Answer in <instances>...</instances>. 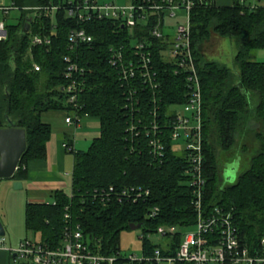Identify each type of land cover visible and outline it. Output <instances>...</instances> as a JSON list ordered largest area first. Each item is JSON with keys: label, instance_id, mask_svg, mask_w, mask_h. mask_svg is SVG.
Returning a JSON list of instances; mask_svg holds the SVG:
<instances>
[{"label": "trees", "instance_id": "trees-1", "mask_svg": "<svg viewBox=\"0 0 264 264\" xmlns=\"http://www.w3.org/2000/svg\"><path fill=\"white\" fill-rule=\"evenodd\" d=\"M11 1L22 11L27 10L21 12L19 28L9 27V39L0 43V129L9 127V123L23 129L27 148L10 181H23L27 165L46 158L51 126L43 114L59 112L65 117L75 112L100 125L99 136L86 151H68L73 156L70 195L56 192L53 203H28L26 231L38 235L40 242L56 246L61 241L64 214L69 212L71 225L80 226L89 248L100 255L120 252V233L134 224L143 232V256H152L155 249L163 256H174L182 241L180 229L195 226L197 219L188 186L187 155L173 151L169 136L175 115L169 109L186 104L189 89L185 72L175 75L176 67L162 59L160 49L166 41L150 35L156 19L129 31L118 20L79 24L61 9L55 12L53 22L50 14L34 18L31 9L63 6L68 0ZM133 1L140 4L147 0ZM246 1L231 0L228 6H201L196 1L189 23L202 95L206 182L202 214L211 216L217 209L230 215L241 244L251 252H260L264 248V62L253 61V53L264 50V5L251 7ZM26 18L33 19L29 34L23 33ZM163 18L160 15L161 26ZM73 29H84L92 42L70 49L68 39ZM32 35L50 38L51 45L30 48ZM212 35L235 46L230 66L205 59L203 46ZM139 41L152 49L157 89L139 81L122 83L109 64L111 47L123 45L124 54L130 55ZM67 56L84 69L83 77L74 76L82 84L76 109L67 104L62 90L70 83L64 77ZM33 63L40 67L39 72L33 71ZM154 110V117L164 126L160 128L164 146L161 162L153 161L149 146ZM236 165L240 171L235 182L224 185V174ZM130 188L148 190L150 195L137 203L118 200V195ZM154 208L159 213L149 218ZM161 227H176L178 231L167 236L165 244L149 245L146 236L156 234Z\"/></svg>", "mask_w": 264, "mask_h": 264}, {"label": "built area", "instance_id": "built-area-1", "mask_svg": "<svg viewBox=\"0 0 264 264\" xmlns=\"http://www.w3.org/2000/svg\"><path fill=\"white\" fill-rule=\"evenodd\" d=\"M211 5L216 4V0H160L143 1L136 3L129 0V4H98L93 0H68L63 6L49 5L44 8H33V17L39 18V14L47 15L63 9L69 19L76 20L79 24H86L93 21L118 20L121 27L129 31L138 25L149 22L153 18L156 24L152 28L150 35L156 40L166 41V45L160 49L163 61L172 63L176 69L175 75L185 72L186 84L189 89V98L183 106V111H175V115L170 125V139L177 141L184 138L186 159L189 166L188 186L192 190V204L197 213L196 231L182 234V241L174 256H163L159 249L153 251L150 257L123 256L120 252L112 256H103L89 248L84 240V235L79 225H71V215L64 214V228L62 230L61 241L56 246L44 244L40 241L23 240L17 247H4V237H0V249L9 252L14 262H24L28 264H264V248L260 252H251L244 247L236 233V229L230 215H223L220 210H215L211 216L202 214L203 192L205 179L203 178V143H202V95L200 83L195 68L191 49L190 33V13L194 4ZM11 10L23 11L13 4L6 7L0 3V43L9 39V26L5 23ZM177 10H185L187 15L186 26H178L173 35H167L160 30V15L165 16L170 13L174 17ZM33 19H31L32 23ZM30 23V26H31ZM163 27V26H161ZM30 33V29L28 34ZM70 49H74L78 44L91 43L92 37L84 29H73L69 33ZM51 45V39L46 36L32 35L29 37L30 48L47 47ZM124 46H113L109 49V64L117 73L119 80L124 84L129 82H142L146 87L157 89L155 83L158 72L153 62V52L150 45L139 41L133 45L130 55L124 54ZM66 71L65 79L70 83L62 90L67 95V104L72 108L78 107V94L82 92L80 83L74 80V76L83 77L84 69L79 68L71 57L64 58ZM33 71L39 72L40 67L33 63ZM131 96L132 93L130 92ZM135 91L133 92V95ZM189 114L188 116L186 115ZM156 110L153 112L154 120L150 124L152 138L149 141L151 155L154 162H161L163 157V140L161 139L160 128L164 127L156 119ZM83 120L75 112L64 117V122L68 126L79 125ZM135 130V126H132ZM67 151H74L72 147L63 144ZM112 191V189H110ZM148 190L130 188L118 195V200L127 199L137 203L149 197ZM68 211V208L65 209ZM159 213L154 208L149 214V218H154ZM178 229L176 227L158 228L157 235L161 237L173 236ZM150 234L147 235V238ZM143 240V235L140 236ZM264 246V238L261 240V247Z\"/></svg>", "mask_w": 264, "mask_h": 264}, {"label": "rangeland", "instance_id": "rangeland-1", "mask_svg": "<svg viewBox=\"0 0 264 264\" xmlns=\"http://www.w3.org/2000/svg\"><path fill=\"white\" fill-rule=\"evenodd\" d=\"M95 3L98 4H116V5H124L126 6L129 4V0H93ZM0 3L6 7H11L12 1L11 0H0ZM231 4V0H216L217 6H228ZM247 6H255L258 4L257 0H247L245 2ZM260 4L264 5V1L260 2ZM175 16L170 17V13H166L163 20L164 25L162 28V32L165 35H173L176 28L178 26H186L187 24V15L185 10H177L174 12ZM21 13L17 10H11L9 13L7 20L5 23L14 29L19 28V17ZM51 20L54 22L56 18V13L52 12L50 14ZM0 20L1 14H0ZM203 53L206 60H213L217 61L220 64H224L227 66L231 65V60L233 59L234 55L236 54L235 46L230 43L228 40L220 39L219 37L212 35L211 39L206 42L203 46ZM253 61L255 62H264V50H258L253 53ZM170 111H183V107L173 106L170 107ZM188 116L189 114L186 113ZM99 122L96 120H88V118L81 120L79 123L80 127L78 128L77 132V143L75 145V151H86L91 142L92 137L96 136L100 133V126ZM60 121H52L51 122V132L52 134L65 133L69 134L67 131L72 130L74 127L65 128L60 127ZM86 134V135H85ZM71 135V134H69ZM185 149V142L184 138L180 137L177 141L173 142V151L177 154H182L183 150ZM73 169V156L72 154H68L65 158V165L64 170L65 173L69 176L67 177V181L71 184V173ZM240 169L236 165V168L233 170L228 171L223 176V183L224 185H231L235 182L237 178V174L239 173ZM70 192L71 193V187ZM52 203V202H51ZM25 205L26 200L24 197V193L20 190H14L11 184V181L8 180H0V221L5 228V237L4 239L8 238H15V239H23L25 237L30 238L32 241L33 236L32 234H26L25 229ZM196 227H188L180 229L181 234H187L190 232H195ZM143 234L142 230H125L120 233L119 236V251L123 256H134V257H141L144 250L143 241L140 239V236ZM27 235V236H26ZM147 237V236H146ZM147 239V238H146ZM22 240V241H23ZM149 245H159L165 244L168 240L165 237H161L157 234L150 235L147 240ZM146 245V244H145Z\"/></svg>", "mask_w": 264, "mask_h": 264}, {"label": "crops", "instance_id": "crops-1", "mask_svg": "<svg viewBox=\"0 0 264 264\" xmlns=\"http://www.w3.org/2000/svg\"><path fill=\"white\" fill-rule=\"evenodd\" d=\"M42 117L50 126L52 121L59 120L61 124L60 127H63L64 130L65 128H74L67 131L71 135L65 133V131L56 134H52L51 132L50 140L46 145V158L43 161L31 162L27 165L25 179L19 181L22 184V189L20 191L24 193L26 205L28 203L37 205L53 203L54 193L63 192L64 194H68L71 187V184L67 181V177L69 178V176L64 170L65 158L70 153L63 148V144L70 145L75 151V145L77 143L76 135L80 125H66L63 114L59 112H48L43 114ZM89 119L90 118H88V120ZM98 136L99 134L93 136L92 139H95ZM13 182L14 181H11V184H13ZM28 233L32 234V241H39L38 235L26 231V234ZM26 239L30 240L28 237L24 238V240ZM22 240L23 239L15 238L4 239V247L15 248ZM11 262H13L12 255L6 250L0 249V264H11Z\"/></svg>", "mask_w": 264, "mask_h": 264}, {"label": "water", "instance_id": "water-1", "mask_svg": "<svg viewBox=\"0 0 264 264\" xmlns=\"http://www.w3.org/2000/svg\"><path fill=\"white\" fill-rule=\"evenodd\" d=\"M264 0H257L258 3ZM31 19L26 18L23 26V33L28 34ZM26 133L23 129H18L9 123V127L0 129V180H12L20 159L26 151ZM14 190H21L22 184L14 181ZM140 225H129V230H140ZM5 229L0 221V237H5Z\"/></svg>", "mask_w": 264, "mask_h": 264}]
</instances>
